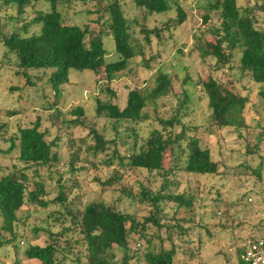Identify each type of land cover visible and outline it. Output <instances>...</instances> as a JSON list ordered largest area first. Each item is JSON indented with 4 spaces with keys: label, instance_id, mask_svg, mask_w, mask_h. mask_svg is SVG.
<instances>
[{
    "label": "trees",
    "instance_id": "16d2710c",
    "mask_svg": "<svg viewBox=\"0 0 264 264\" xmlns=\"http://www.w3.org/2000/svg\"><path fill=\"white\" fill-rule=\"evenodd\" d=\"M95 1L99 6L98 11L104 10L108 14V18L103 22L105 28L101 30V38L98 40L87 38L90 34L89 27L64 22L60 11L61 0H4L17 10L19 23L11 33L0 35L2 48L5 50L0 60V71H2L0 76L3 75V70H6V67L3 68L6 63L11 65L14 62L17 66L14 73L17 78H24L25 87H33L36 83H41L43 87L48 86L53 91L54 96L51 98L54 101L48 96V101L43 107L52 109L57 115L61 111L57 107V101L60 98L66 100L64 95L67 87L71 85L72 73L90 70L98 83L107 82L108 98L107 100L97 98L96 113L98 116L112 120L118 136L120 126L124 123L129 126L135 123L134 127H130L135 139L125 156L119 153L117 141L114 140L115 154L105 160V163L111 166L114 158H117L121 164L128 163L133 168L159 170L163 183L158 191L141 184L142 190L133 193L126 190L125 185L120 186L132 199L148 205L152 213L141 221L135 214L118 210L113 204L104 201L88 203L81 209L75 208V198L72 204L70 197L79 184L75 182L76 184L69 186L64 182L65 170L60 167L69 165L70 177H75L74 174L78 172L77 165L82 161L91 162L90 155L97 157L98 153L107 147L108 142L102 133L93 127L90 128V133L95 142L90 144H86L85 139L78 140L83 142L82 144L77 145L75 142L69 144L60 126L57 127L56 135L51 138V128L45 127L43 117L38 116L34 124L18 123L16 132L8 134V138L5 136L0 138L2 142L7 141L6 143L9 144L6 147L0 145V250L5 251L7 247H12L16 253L15 263L19 262L20 256L23 255L27 259L39 260V264H65L69 259L67 256L70 254L66 252L69 251L70 246L83 243L86 246V257L85 261L78 259V264H140L139 260L134 262L129 255L136 242L135 237L145 236L149 234V229L157 228L159 231L157 235L161 240L158 253H146L143 264H175L178 246L173 240L171 226L162 224L164 204L168 202L176 204L178 212L182 208L191 210L194 204L191 193L172 192L171 186L180 183L177 180L179 173L183 176H220L224 182L231 183L236 180L242 184L244 175L231 174L227 166L213 158L210 145L205 143L204 139H207L212 131L211 127L220 131L226 130L229 134L235 135L237 143L241 145V153L251 162L262 153L261 137H256L254 142L248 138L249 134H252V128H249L243 114L248 102L247 96L233 92L234 89L229 84L214 79L207 87L204 84L210 110L207 126L189 124L183 120V117L178 116L156 119L163 129H153L149 141L153 143L155 149L163 153L169 150L171 161L167 169L151 167L150 148H146L145 143L138 147L139 134L136 126L150 119L149 101L156 102L173 92L174 79L160 69L155 85L145 90L131 89L125 106H120L115 101L116 93L110 88V83L119 73L133 72L137 57L139 55L144 57L145 53L141 47L140 50H135L131 43L130 20L125 16L121 0ZM134 2L143 9L146 17L153 14H170L176 9L178 16L170 18V23H167L164 29L171 31L187 21L186 9L179 0H134ZM39 3L48 6L37 9L36 15L28 20V9L38 6ZM238 3V0H210L206 6L208 14L205 16V21L213 16V12L218 16V25L208 29V33L215 37V41H202L201 38H197L196 44L200 42L198 46H203L202 48L199 46L203 57H206L205 52H202L203 48L211 46L210 55L216 60L215 70L232 69L234 53L239 51L241 74L249 75L254 83L260 86L259 95L264 99V28L258 25L259 19L255 7L251 5L242 7ZM144 20L146 22L148 18ZM141 31L146 33L148 41L154 34L160 44L164 43L162 28L148 29L143 25ZM105 36L112 37L115 42L118 56L113 61L107 60L108 50L103 40ZM165 45L166 42L163 47ZM12 56L15 60L11 59ZM40 72L45 75L39 77ZM101 73L102 79L99 78ZM12 89H17V86ZM184 94L182 106L188 105L191 100L187 90ZM83 106L81 104L72 110V115L76 116L72 120L75 125L87 124L81 117L86 115ZM3 107L0 101V109ZM13 113L18 114L16 110ZM3 127L5 124H1L0 121V133ZM8 128L7 123L4 128L5 133H9ZM65 143L68 145L62 148ZM63 149L66 151L65 155L61 154ZM13 154H16V162L11 170L4 166L2 160L5 156ZM260 157L261 162L257 168L252 167V174L263 180L264 157L263 155ZM250 162L240 165L245 168V172L241 173L251 170ZM29 170L33 173L30 174ZM113 177L117 180L114 178L113 182L111 178L105 181L104 185L114 186L121 183L120 172L114 170ZM250 200L253 201V198ZM52 209H57V212L46 215L41 225L29 226L28 221L31 216L36 213H51ZM51 215H55L56 218L48 222L46 217ZM66 217L70 222L68 226L65 225ZM58 225L60 230L57 228ZM176 226L182 227L179 224ZM163 228L166 229L168 238L160 233ZM257 228L261 229V226ZM72 232H75L74 235ZM77 232L83 236V241L74 239ZM261 233L249 236L240 244L237 249L238 264H244L242 256L246 243L257 239ZM151 239L148 240L150 245L153 243ZM167 239L171 243L170 247L165 245ZM62 243L65 244V248L61 246ZM139 245L136 243L134 249L138 253ZM116 250L124 253L121 261H117Z\"/></svg>",
    "mask_w": 264,
    "mask_h": 264
},
{
    "label": "rangeland",
    "instance_id": "374dc122",
    "mask_svg": "<svg viewBox=\"0 0 264 264\" xmlns=\"http://www.w3.org/2000/svg\"><path fill=\"white\" fill-rule=\"evenodd\" d=\"M61 1L60 11L65 23L87 26L90 28V34L87 38L97 40L101 38V30L105 28L103 22L108 18V14L104 10L98 11L99 6L95 0ZM179 1L186 9L187 21L170 31V29L164 28L167 23H170V18L178 16L176 9H173L170 14H153L146 17L143 9L138 7L134 0H121L125 16L130 20L131 43L137 51L140 50V47L143 48L145 54L144 57L141 55L137 57L136 68L133 69V72L129 74L119 73L110 83V88L116 93L115 101L124 107L128 99V92L131 89L145 90L155 85V79L160 69L174 79V89L168 97L156 100L157 103L154 100L148 102L150 119L136 126L139 134L138 147L145 143L144 146L150 148L149 164L151 167L162 168L161 170L167 169L171 161L170 151L163 153L161 150L155 149L153 143L149 141L153 129H163L161 123L156 119L178 116L183 117V120L189 124L207 126L210 110L204 92V84L207 87L216 79L229 84L234 89L233 92H240L243 96H247L248 102L243 114L249 128H252V134H249L248 138L254 142L256 137H261V155L264 157V99L259 95L260 86L254 83L249 75L241 74L239 51L234 53L232 69L215 70L216 60L210 55L211 46L203 48L202 52H205L206 57L202 56L199 49L200 45L198 46L200 42L196 44L197 38H201L202 41H215V37L208 33V29L219 23L215 12L212 13L213 16L208 21H205V16L208 14L206 6L210 0ZM238 2L242 7L247 5L255 7L259 19L258 25L264 28V0H238ZM106 4L107 2L104 3V5ZM6 6L8 7L6 8ZM11 6L4 0H0V35L11 33L19 23L16 16L17 10ZM42 6L48 5L39 3L38 6L29 8L27 11L28 20H31L36 15V10ZM100 16L103 17L100 18ZM144 18H148V20L145 22ZM143 25L148 29L162 28V37L164 43L166 42L165 47H163L164 43L158 42L154 34L148 41L146 33L141 31ZM33 28L38 31L35 27ZM103 40L108 50L107 60L117 59L118 55L113 38L105 36ZM2 53H5V50L2 48L0 40V60ZM11 59L15 60V57L12 56ZM7 63L3 67H6V70H3V75L0 76V101L4 106L0 109V121L1 124H5L0 133V138L4 136L8 138V134L16 132L18 123L20 125L34 124L38 116L43 117L42 121L45 127L51 128V138L56 135L58 126L63 128L64 138L69 144L72 142L77 145L82 144L83 142L78 141L82 139H85L86 144L95 142L90 133V128H95L102 133L108 142L107 147L99 152L95 158L90 155L91 162H80L76 167L78 172L74 174L75 177L73 176V178L70 177L69 165L60 167L65 170L64 182L69 186L76 184L75 182L79 184L72 193L70 202L73 204L75 198V208L81 209L88 203L104 201L107 204H113L118 210L135 214L141 221L150 215L152 211L148 205L140 204L137 199H132L130 195L122 191L120 186L125 185L126 190L133 193L142 190L141 184L158 191L163 183L159 170L150 171L146 168H133L128 163L121 164L117 158H114L111 166L105 163V160L115 154L114 140L117 141L119 153L125 156L135 139V135L131 134L133 132L130 129L131 126H135V123L130 126L124 123L120 126L118 136L112 120L98 116L96 113L97 98H104V100L108 98L107 82L98 83L94 73L90 70L72 73L71 85L67 87L64 95L66 100L60 98L57 101V107L61 109L57 115L52 109L43 107V104L48 101V96L50 98L54 96L53 91L48 86L43 87L41 83H36L33 87H25L24 78H17L14 73L17 67L15 63L12 62L11 65ZM44 75L42 72L38 74L39 77ZM99 78H103L102 73ZM16 86L17 89H12ZM186 90L191 95V100L188 105L182 106L181 101H183ZM81 104L86 110V115L81 116L86 121V126H78L72 123V120L76 118L72 115V110ZM15 110L18 114L13 113ZM7 123L9 133H5L6 129H4ZM211 130L204 142L210 145L213 158L224 164L225 167L227 166L231 174L244 175L242 176V184L236 180L231 183L224 182L220 176H183L179 173L177 180L180 183L171 186L172 192L176 194L191 193L194 204L191 210L182 208L179 212L176 210V204L172 202L164 204V219L161 221L162 224L171 226L173 240L178 246L175 264H238L237 249L240 244L253 234L264 233V178L259 180L256 178L258 176L255 175V177L252 174V167L257 168L261 162V155L256 156L250 162L241 153V145L237 143L235 135L229 134L226 130L220 131L215 127H211ZM6 142H2L0 139V145L6 147L9 145ZM67 145L65 143L62 148H66ZM61 154L65 155L66 151H62ZM15 155H8L3 158L4 166L12 170V166L16 162ZM228 157L231 159L230 161ZM247 162H250L251 170L247 173H241L245 172V168L240 167V165ZM262 169L264 170V164ZM114 170L120 172L121 183L116 184L117 186L104 185V182L111 178L113 182L115 179L117 180L113 177ZM29 173L32 174L33 171L29 170ZM250 198H253V201ZM53 212H57V209H52L51 213H36L29 219V226L41 225L45 216L53 214ZM55 218V215H51L46 217V220L50 222L54 221ZM66 218L65 225L68 226L70 222L68 221L69 218ZM177 224L182 227L179 228L176 226ZM258 226H261V229H258ZM57 228L60 230L59 225ZM166 232V229L163 228L160 233L163 237L168 238ZM74 233L72 232L73 235ZM157 234H159L157 228H151L149 234L135 237L136 242L133 245V250L129 251L134 262L139 260L140 264H143L146 253H158L161 240ZM74 239L83 241V236L78 233ZM149 239L152 240V245L148 242ZM136 243L140 244L139 253L134 250ZM165 245L170 247L171 243L168 239ZM61 246L65 248L64 243ZM66 253L70 255L67 256L69 259L65 264H78V259L85 261L86 246L83 243L76 244L74 247L70 246ZM115 253L117 261H121L124 253L119 250H116ZM20 258L19 262L15 263L16 253L12 247H7L5 251L0 250V264L40 263L39 260L27 259L23 255Z\"/></svg>",
    "mask_w": 264,
    "mask_h": 264
},
{
    "label": "built area",
    "instance_id": "2783aa9c",
    "mask_svg": "<svg viewBox=\"0 0 264 264\" xmlns=\"http://www.w3.org/2000/svg\"><path fill=\"white\" fill-rule=\"evenodd\" d=\"M243 253L244 264H264V233L248 241Z\"/></svg>",
    "mask_w": 264,
    "mask_h": 264
}]
</instances>
